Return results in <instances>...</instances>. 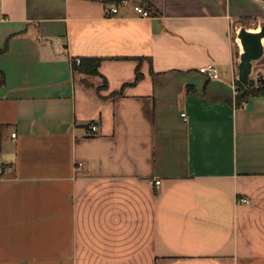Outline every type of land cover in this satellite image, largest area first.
<instances>
[{
  "label": "crops",
  "instance_id": "1",
  "mask_svg": "<svg viewBox=\"0 0 264 264\" xmlns=\"http://www.w3.org/2000/svg\"><path fill=\"white\" fill-rule=\"evenodd\" d=\"M131 1L0 0V264H264V0Z\"/></svg>",
  "mask_w": 264,
  "mask_h": 264
},
{
  "label": "water",
  "instance_id": "2",
  "mask_svg": "<svg viewBox=\"0 0 264 264\" xmlns=\"http://www.w3.org/2000/svg\"><path fill=\"white\" fill-rule=\"evenodd\" d=\"M243 52L240 55L238 64V80L244 86H249L250 76L253 71L254 61L259 60L264 55V26L258 32L248 31L245 27L240 29L238 34ZM260 81V79H257Z\"/></svg>",
  "mask_w": 264,
  "mask_h": 264
},
{
  "label": "trees",
  "instance_id": "3",
  "mask_svg": "<svg viewBox=\"0 0 264 264\" xmlns=\"http://www.w3.org/2000/svg\"><path fill=\"white\" fill-rule=\"evenodd\" d=\"M105 2H115L118 3L121 0H104ZM141 3H143L141 1ZM100 59L96 58H83L81 59L80 64L74 65L76 69H78L81 72L90 73V74H97L98 73V67L100 64ZM0 83H3V73L0 70ZM254 95H264V79H261L259 83H256V81L251 80L249 81V86L244 87L239 81H237V97L236 102L238 106H241L244 104L251 96Z\"/></svg>",
  "mask_w": 264,
  "mask_h": 264
},
{
  "label": "built area",
  "instance_id": "4",
  "mask_svg": "<svg viewBox=\"0 0 264 264\" xmlns=\"http://www.w3.org/2000/svg\"><path fill=\"white\" fill-rule=\"evenodd\" d=\"M126 4H131L134 8V10L143 17H147L150 15V13L143 7V5L137 3V2H132L131 0H121L118 3H115L114 5H112L111 7H107L106 8V13L109 16H114L117 15L119 13V8L121 5H126ZM74 62L76 64H80L81 59L80 58H75ZM200 72L207 74V76L211 77V78H219L220 77V71L219 68L216 64L210 63L208 65H205L203 67H201ZM182 116L184 119H186V113H182ZM98 129V125L96 123H93L90 126V130L92 132L97 131ZM13 136H15V133H13ZM1 173V171H0ZM243 201H247L246 199H242Z\"/></svg>",
  "mask_w": 264,
  "mask_h": 264
},
{
  "label": "rangeland",
  "instance_id": "5",
  "mask_svg": "<svg viewBox=\"0 0 264 264\" xmlns=\"http://www.w3.org/2000/svg\"><path fill=\"white\" fill-rule=\"evenodd\" d=\"M110 1H112V0H110Z\"/></svg>",
  "mask_w": 264,
  "mask_h": 264
}]
</instances>
